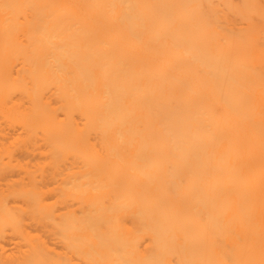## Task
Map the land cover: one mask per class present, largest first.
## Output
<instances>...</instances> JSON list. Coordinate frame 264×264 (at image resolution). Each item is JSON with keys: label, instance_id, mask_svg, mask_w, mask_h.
<instances>
[{"label": "bare ground", "instance_id": "1", "mask_svg": "<svg viewBox=\"0 0 264 264\" xmlns=\"http://www.w3.org/2000/svg\"><path fill=\"white\" fill-rule=\"evenodd\" d=\"M0 264H264V0H0Z\"/></svg>", "mask_w": 264, "mask_h": 264}]
</instances>
